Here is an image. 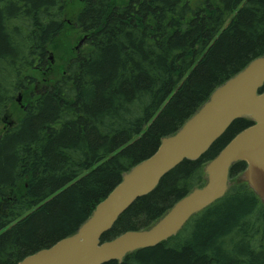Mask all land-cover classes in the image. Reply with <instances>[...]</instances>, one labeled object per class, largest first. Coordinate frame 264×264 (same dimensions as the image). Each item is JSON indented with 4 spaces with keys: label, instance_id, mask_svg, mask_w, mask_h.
I'll use <instances>...</instances> for the list:
<instances>
[{
    "label": "trees",
    "instance_id": "1",
    "mask_svg": "<svg viewBox=\"0 0 264 264\" xmlns=\"http://www.w3.org/2000/svg\"><path fill=\"white\" fill-rule=\"evenodd\" d=\"M66 6L0 0V264L75 232L122 173L264 55V0H83L74 20L82 45L49 79L40 70ZM251 123L234 120L200 158L180 162L101 240L154 223ZM244 168L234 163L226 194L175 235L103 264H264V205L238 179Z\"/></svg>",
    "mask_w": 264,
    "mask_h": 264
},
{
    "label": "water",
    "instance_id": "2",
    "mask_svg": "<svg viewBox=\"0 0 264 264\" xmlns=\"http://www.w3.org/2000/svg\"><path fill=\"white\" fill-rule=\"evenodd\" d=\"M21 99L19 94L17 100ZM239 118L252 123L238 131L203 168L204 183L176 200L150 226L126 230L101 240L137 198L183 160H197ZM245 163L238 176L264 205V55L214 88L208 98L173 133L160 138L155 151L121 174L75 232L26 255L17 264H103L121 262L134 250L154 246L179 232L188 220L231 186L229 170Z\"/></svg>",
    "mask_w": 264,
    "mask_h": 264
},
{
    "label": "rangeland",
    "instance_id": "3",
    "mask_svg": "<svg viewBox=\"0 0 264 264\" xmlns=\"http://www.w3.org/2000/svg\"><path fill=\"white\" fill-rule=\"evenodd\" d=\"M82 1L83 0H66L67 6L64 15L66 25H64L57 40L50 45L48 50V63L40 70V74H48L49 79L57 78L63 72L69 55L72 53L74 54V52L81 47V45L78 46V44L80 40L83 39L84 33L76 27L74 20L81 7ZM23 105L24 97L21 95V99L19 101L17 100L16 105L12 106L10 110L12 119H17L19 117L18 115Z\"/></svg>",
    "mask_w": 264,
    "mask_h": 264
},
{
    "label": "bare ground",
    "instance_id": "4",
    "mask_svg": "<svg viewBox=\"0 0 264 264\" xmlns=\"http://www.w3.org/2000/svg\"><path fill=\"white\" fill-rule=\"evenodd\" d=\"M154 190V189H153Z\"/></svg>",
    "mask_w": 264,
    "mask_h": 264
}]
</instances>
